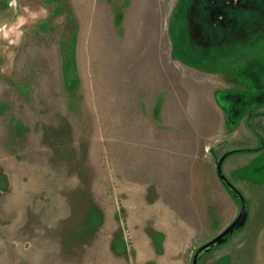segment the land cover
<instances>
[{
	"label": "rangeland",
	"instance_id": "1",
	"mask_svg": "<svg viewBox=\"0 0 264 264\" xmlns=\"http://www.w3.org/2000/svg\"><path fill=\"white\" fill-rule=\"evenodd\" d=\"M213 1L6 2L0 264H190L239 212L234 148L247 219L198 264H264V0Z\"/></svg>",
	"mask_w": 264,
	"mask_h": 264
},
{
	"label": "water",
	"instance_id": "2",
	"mask_svg": "<svg viewBox=\"0 0 264 264\" xmlns=\"http://www.w3.org/2000/svg\"><path fill=\"white\" fill-rule=\"evenodd\" d=\"M8 0H0V25L5 23L11 15V11L9 9H5L4 5ZM226 156L223 155L217 162L216 171L218 178L225 186L226 190L233 193L235 199L239 201L240 207L237 216L231 221V223L225 227L220 233H218L215 237L195 249L193 255L191 257L190 264H198L199 257L202 253H207L216 247L224 244L228 239L232 237L237 230H240L246 222L248 207L247 203L243 197V195L238 191V189L226 178L221 169V164L223 158Z\"/></svg>",
	"mask_w": 264,
	"mask_h": 264
},
{
	"label": "crops",
	"instance_id": "3",
	"mask_svg": "<svg viewBox=\"0 0 264 264\" xmlns=\"http://www.w3.org/2000/svg\"><path fill=\"white\" fill-rule=\"evenodd\" d=\"M233 70H234V69H233ZM233 70L230 71V73H229V75H228L229 77H232V74L234 73ZM203 74H205V73H203ZM216 78L220 79L221 81H224V80L227 81V80H228V79H226L227 77H223V76H218V77H216ZM223 79H224V80H223ZM230 80H231V79H230ZM228 91H229V90H228ZM228 91H226V90H222V92H220V90H216V91H214V92L212 93V94H213L212 97H213V99H215V102H217L216 100H218V104H220L219 101L221 100V97H222L221 95H222V93H223V92H228ZM230 92H231V90H230ZM239 93H243V95H244V91H242V90L239 91ZM216 104H217V103H216ZM258 113H260V112H258ZM261 115H264V111H263V110H262V114H261ZM256 116H257V115H256ZM247 117H248V116H247ZM247 117H245L246 120H248ZM253 129H254V128H253ZM254 130H256V129H254ZM254 135H255V136L258 135V134L256 133V131H255ZM230 150H231V149H230ZM230 150H228V152H230ZM233 150H237V149L234 148ZM228 152H227V153H228ZM225 154H226V152H225ZM225 154H223V155H225ZM223 155H222V156H223ZM222 156H221V157H222ZM227 156H228V155H226V156L223 158V161H222V164H221V169H222V167L224 168V164H225V162H226L228 159H230V157L228 158ZM221 157H220V158H221ZM220 158H219V159H220ZM240 163L242 164V162H240ZM222 172H223V171H222ZM173 221H174V220H173ZM173 221H172V222H173ZM176 224H178V220L176 221Z\"/></svg>",
	"mask_w": 264,
	"mask_h": 264
},
{
	"label": "flooded vegetation",
	"instance_id": "4",
	"mask_svg": "<svg viewBox=\"0 0 264 264\" xmlns=\"http://www.w3.org/2000/svg\"><path fill=\"white\" fill-rule=\"evenodd\" d=\"M231 1V3H230ZM229 2L227 0H214L212 2L213 6H214V13L215 14H219V13H223L225 12V8L230 9V10H234L235 9V5H234V0H230ZM212 11V12H213ZM225 15V14H224ZM220 19V17H219Z\"/></svg>",
	"mask_w": 264,
	"mask_h": 264
},
{
	"label": "trees",
	"instance_id": "5",
	"mask_svg": "<svg viewBox=\"0 0 264 264\" xmlns=\"http://www.w3.org/2000/svg\"><path fill=\"white\" fill-rule=\"evenodd\" d=\"M257 115H261L260 113H256ZM255 150H259V149H255ZM254 150V151H255ZM241 151H244V150H235V151H231L229 153H226V155H229V154H233V153H236V152H241ZM246 151V150H245ZM247 151H253V150H247Z\"/></svg>",
	"mask_w": 264,
	"mask_h": 264
}]
</instances>
